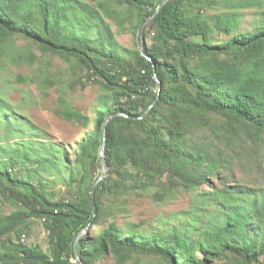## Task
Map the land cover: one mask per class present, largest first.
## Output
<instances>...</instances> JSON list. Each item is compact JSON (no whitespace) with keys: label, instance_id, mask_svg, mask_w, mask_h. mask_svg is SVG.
Instances as JSON below:
<instances>
[{"label":"trees","instance_id":"obj_1","mask_svg":"<svg viewBox=\"0 0 264 264\" xmlns=\"http://www.w3.org/2000/svg\"><path fill=\"white\" fill-rule=\"evenodd\" d=\"M162 1L0 0L4 61L37 60L16 49L13 40L21 37L73 70L86 69L89 82L98 80L103 89L94 116L80 119L88 128L75 160L61 144L41 139L0 92V194L16 207L8 215L0 211V264H77V254L82 264L110 257L126 264L134 255L160 257L166 264H257L264 257V187L230 184L225 162L193 146L211 113L264 142V0H168L144 33L151 37L144 48L152 62L141 51L123 48L108 20L123 31L133 22L139 34ZM248 10L257 16L250 31L242 28ZM217 34L228 38L217 40ZM66 96L64 90L59 114L73 120ZM105 142L111 170L86 193L87 164L101 162ZM131 166L135 172H127ZM165 173L190 193L212 177L220 179V187L194 196L215 210L208 217L196 211L188 223L151 234L134 227L123 233L115 221L107 222V194L131 180L140 188L141 175ZM60 178L78 189L75 200L52 199L49 188ZM32 219L45 220L48 252L22 239ZM102 223L106 227L97 228Z\"/></svg>","mask_w":264,"mask_h":264},{"label":"rangeland","instance_id":"obj_2","mask_svg":"<svg viewBox=\"0 0 264 264\" xmlns=\"http://www.w3.org/2000/svg\"><path fill=\"white\" fill-rule=\"evenodd\" d=\"M209 13L214 12L209 11ZM256 19L255 10L245 11L242 28L247 31L252 30ZM108 21L123 48L143 53L145 42L151 43V37L142 40V31L139 34L134 33L133 22H128L126 30L123 31L116 22L111 19ZM149 24L144 33L149 30ZM226 38L228 37L219 34L215 36L217 40ZM13 42L16 49L24 54L35 55L37 60L33 63L12 64L0 57V92L12 109L28 118L38 129V133L43 137L41 139L61 144L70 160H75L79 153L80 140L86 135L88 128L80 119L84 116H94V109L103 94L101 84L98 80L89 82L86 69L73 70L63 58L44 53L37 45L21 37H15ZM21 77L27 78V82H22ZM45 78L48 81L44 82ZM64 90L73 108V120H66L59 114L60 97ZM193 146L207 150L214 158L225 162L229 170L224 171V176L230 184H241L250 188L264 187V142L252 140L242 129H230L225 124L223 116L213 113L205 115L202 128L197 130L194 136ZM110 170L109 166L107 175ZM86 172L88 179L84 191L87 193L103 176L102 162L89 161ZM127 172H135L134 167H129ZM114 179L123 181L118 175H114ZM137 180L142 184L140 188L135 187L131 180L126 183L125 189L119 190L116 194L109 193L104 198L105 206L111 212L107 222L115 221L123 233L130 232L132 227L147 234L163 227L169 229L170 226L178 225L181 221L188 223L191 214L199 210L204 211L205 216L208 217L210 212L215 210L214 206H209L204 199H196L194 196L222 185L220 179L212 177L210 183H203L198 191L190 193L179 178L169 173L152 179L141 175ZM49 191L53 200H75L79 194L77 188L69 189L65 178L57 179L50 186ZM15 210L16 207L5 201L0 194L1 213L8 215ZM106 225L107 223H102L97 228H104ZM46 230L45 220L32 219L29 230L22 239H25L24 243L38 245L48 252L49 238ZM92 231L97 230L92 229ZM99 264H116V262L110 257ZM126 264H166V262L160 257L134 255ZM257 264H264V257Z\"/></svg>","mask_w":264,"mask_h":264},{"label":"water","instance_id":"obj_3","mask_svg":"<svg viewBox=\"0 0 264 264\" xmlns=\"http://www.w3.org/2000/svg\"><path fill=\"white\" fill-rule=\"evenodd\" d=\"M168 0H163L162 3L160 4L157 12L155 13L154 16H152L151 18H149L143 25L142 27V40H144V31L147 27V25L155 18V16L159 13L160 9L167 3ZM143 55L149 60V61H152L153 62V58L148 56L145 51H144V45H143ZM156 80L160 83V90H161V87H162V82L160 81V79L158 77H156ZM110 119V118H109ZM109 121V120H108ZM105 140H106V136H105ZM106 142L104 143L102 149H101V154H100V157H101V162H102V166H103V176L96 182L95 186H94V190H95V187L99 184V182H101L107 175V171H108V168L109 166L106 164ZM88 229L82 231L79 236L77 237L76 241H75V249L77 250V245H78V242L80 240L81 237H83L86 233H87ZM77 264H82V261L79 257V255L77 254Z\"/></svg>","mask_w":264,"mask_h":264},{"label":"bare ground","instance_id":"obj_4","mask_svg":"<svg viewBox=\"0 0 264 264\" xmlns=\"http://www.w3.org/2000/svg\"><path fill=\"white\" fill-rule=\"evenodd\" d=\"M24 241H25V239H24Z\"/></svg>","mask_w":264,"mask_h":264}]
</instances>
